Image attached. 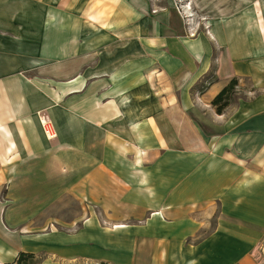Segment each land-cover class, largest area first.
Instances as JSON below:
<instances>
[{"label": "crops", "instance_id": "1", "mask_svg": "<svg viewBox=\"0 0 264 264\" xmlns=\"http://www.w3.org/2000/svg\"><path fill=\"white\" fill-rule=\"evenodd\" d=\"M188 1L0 0V264H264V0Z\"/></svg>", "mask_w": 264, "mask_h": 264}, {"label": "trees", "instance_id": "2", "mask_svg": "<svg viewBox=\"0 0 264 264\" xmlns=\"http://www.w3.org/2000/svg\"><path fill=\"white\" fill-rule=\"evenodd\" d=\"M237 82V80L233 79L230 84L225 87L214 99L213 103L217 105V110L219 113H221L231 103L232 95L234 94ZM33 262L34 255L21 253L17 260L12 264H29Z\"/></svg>", "mask_w": 264, "mask_h": 264}, {"label": "rangeland", "instance_id": "3", "mask_svg": "<svg viewBox=\"0 0 264 264\" xmlns=\"http://www.w3.org/2000/svg\"><path fill=\"white\" fill-rule=\"evenodd\" d=\"M177 3H178V5H179V7H181V9H182V11H185L184 9H185V7H186V5H188L189 6V1L188 0H177ZM194 5H193V12H191L190 14H192L193 16H189V14L187 13V15H188V18L190 19V18H192L193 19V21L195 20V22L196 21H199V23H202V21H203V19H204V16H203V14H201V13H197L196 12V10L194 11ZM191 8V7H190ZM194 22V23H195ZM197 23V22H196ZM200 25V24H199ZM203 26L205 27V24H203ZM246 89V88H245ZM245 97L246 96V93L245 92H241V93H239V91H235L234 92V94L232 95V99H231V101L232 102H237L238 101V98L239 97ZM43 114H46V113H42V115ZM50 117V116H49ZM51 118V117H50ZM51 120H52V118H51Z\"/></svg>", "mask_w": 264, "mask_h": 264}, {"label": "built area", "instance_id": "4", "mask_svg": "<svg viewBox=\"0 0 264 264\" xmlns=\"http://www.w3.org/2000/svg\"><path fill=\"white\" fill-rule=\"evenodd\" d=\"M41 124L48 138L55 139L57 137L56 131L54 129L52 120L49 117V115L47 114L41 115Z\"/></svg>", "mask_w": 264, "mask_h": 264}, {"label": "bare ground", "instance_id": "5", "mask_svg": "<svg viewBox=\"0 0 264 264\" xmlns=\"http://www.w3.org/2000/svg\"><path fill=\"white\" fill-rule=\"evenodd\" d=\"M189 9H190V6H188V5H186ZM189 12V14H190V10L188 11ZM192 14H190L189 16H191Z\"/></svg>", "mask_w": 264, "mask_h": 264}]
</instances>
